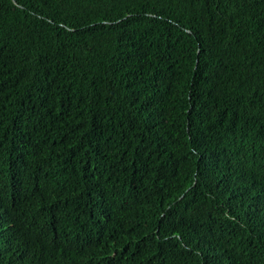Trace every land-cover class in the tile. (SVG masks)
Instances as JSON below:
<instances>
[{
    "label": "trees",
    "instance_id": "16d2710c",
    "mask_svg": "<svg viewBox=\"0 0 264 264\" xmlns=\"http://www.w3.org/2000/svg\"><path fill=\"white\" fill-rule=\"evenodd\" d=\"M0 264H264V0H0Z\"/></svg>",
    "mask_w": 264,
    "mask_h": 264
}]
</instances>
